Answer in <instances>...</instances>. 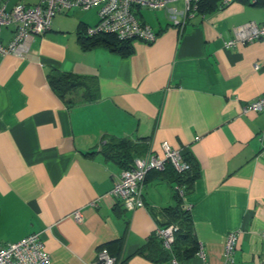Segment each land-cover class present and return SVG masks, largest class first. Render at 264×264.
<instances>
[{"label": "crops", "instance_id": "obj_1", "mask_svg": "<svg viewBox=\"0 0 264 264\" xmlns=\"http://www.w3.org/2000/svg\"><path fill=\"white\" fill-rule=\"evenodd\" d=\"M183 9V0L139 9L156 37L130 41L126 56L102 42L82 46L96 7L56 14L23 58L0 55L1 245L41 233L48 264H88L102 246L123 264H170L159 250L157 261L146 253L176 206V186L151 172L144 205L127 210L111 194L124 168L101 152L113 138L134 145L133 159L161 155L166 141L198 172L181 196L198 243L183 263L223 264L225 238L236 232L234 264H264V112L241 111L264 94V39L224 47L233 27L264 22V0H204L180 30L169 16ZM12 31L1 29L2 43ZM51 68L90 77L95 98L83 100L82 88L61 99L48 84Z\"/></svg>", "mask_w": 264, "mask_h": 264}, {"label": "built area", "instance_id": "obj_2", "mask_svg": "<svg viewBox=\"0 0 264 264\" xmlns=\"http://www.w3.org/2000/svg\"><path fill=\"white\" fill-rule=\"evenodd\" d=\"M11 0H0V32L3 27L13 26L12 37L7 43L0 40V55L11 54L23 58L29 50L36 35L50 29L56 14L71 9L88 10L97 8L98 21L86 29L88 36L109 34L120 41L140 40L150 43L156 34L152 28L143 23L137 11L147 9H168L176 0H39L30 5L21 0L10 4ZM201 0H183L184 9L181 16L170 13L169 20L180 30L188 21L198 14ZM231 0H223L228 3ZM257 2V0H251ZM233 37L224 42V47H234L264 39V22L247 21L233 27ZM241 111L264 112V94L245 102ZM264 135V134H263ZM162 154L149 151L144 156L133 159L127 169H123L119 179L111 188V194L127 210L144 205L143 190L147 174L151 170L163 171L169 164L176 172L189 169V163L183 158V150L172 148L166 141L161 144ZM180 196L185 194L183 187L176 185ZM77 222L82 221L79 210L72 213ZM177 226L169 224L158 226L154 234L159 238L163 248L171 254L170 264H184L173 254ZM238 240V233H229L224 242V263L234 264L233 253ZM203 256V253L199 251ZM51 256L46 249L41 233H32L16 242L0 244V264H48ZM88 264H119L109 250L102 246L96 251L95 259ZM206 264V263H203Z\"/></svg>", "mask_w": 264, "mask_h": 264}, {"label": "trees", "instance_id": "obj_3", "mask_svg": "<svg viewBox=\"0 0 264 264\" xmlns=\"http://www.w3.org/2000/svg\"><path fill=\"white\" fill-rule=\"evenodd\" d=\"M204 0H201L198 4V13H201L202 4ZM82 46L89 48L96 43L102 42L108 45L113 51L119 53L122 56L129 55L132 51L129 45L130 41H120L115 36L109 34H100L88 36L83 33ZM48 84L52 90L61 98L66 100L68 94L76 89H84L82 95L83 100L94 99L97 93V85L90 77H81L74 73L61 72L54 68L49 69L47 73ZM136 148L127 139H108L101 146V152L109 159L115 161L118 165L127 169L133 161V154L136 152ZM183 158L189 163V169L183 172H176L171 165H167L163 171L151 170V172L160 173V175L168 178L174 183V186L178 185L183 187L184 192L188 191L192 182L197 178V169L185 158V152H183ZM148 173V174H149ZM147 178V176H146ZM146 181V180H145ZM176 206L169 207L165 210L168 222L162 226L175 224L177 231L175 232V242L173 245V254L183 262L193 256L198 250V243L194 235L193 222L191 216L186 208L182 205L181 196L175 188ZM105 247V246H104ZM146 247V246H145ZM142 249L140 253L145 254L146 250ZM152 248L150 253H146V256L152 260H158L153 256V252L156 250L165 254L166 258L171 257V254L166 251L159 238L154 234L151 240L148 242L147 248ZM107 248V247H106ZM144 250V252H143ZM112 255V254H111ZM115 257V256H114ZM119 264H123V261L115 257ZM163 258V257H162Z\"/></svg>", "mask_w": 264, "mask_h": 264}, {"label": "rangeland", "instance_id": "obj_4", "mask_svg": "<svg viewBox=\"0 0 264 264\" xmlns=\"http://www.w3.org/2000/svg\"><path fill=\"white\" fill-rule=\"evenodd\" d=\"M13 1H16V0H13Z\"/></svg>", "mask_w": 264, "mask_h": 264}]
</instances>
